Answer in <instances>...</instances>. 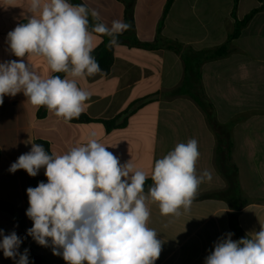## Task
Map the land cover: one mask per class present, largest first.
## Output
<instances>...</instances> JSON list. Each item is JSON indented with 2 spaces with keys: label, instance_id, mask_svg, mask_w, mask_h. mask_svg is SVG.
Returning a JSON list of instances; mask_svg holds the SVG:
<instances>
[{
  "label": "crops",
  "instance_id": "crops-1",
  "mask_svg": "<svg viewBox=\"0 0 264 264\" xmlns=\"http://www.w3.org/2000/svg\"><path fill=\"white\" fill-rule=\"evenodd\" d=\"M69 2L96 10L99 22L109 26L113 19L125 21L128 5L136 37L141 42H152L167 0ZM28 3L29 0H16L17 7H0V63L23 59L40 75L52 76L56 73L51 72L42 57L18 58L11 54L6 42L9 31L27 22L24 14ZM261 5L258 0H240L237 17L243 19ZM232 9L233 0H174L162 35L195 50L219 46L233 29ZM94 36L95 50L102 38ZM234 48L228 57L204 64L201 79L220 124L242 117L231 132L240 193L229 187L215 165L217 138L205 112L188 96H169L184 77L183 62L173 51L119 44L108 74L77 78L78 86L90 93L81 115L91 122H65L48 110L41 118L40 107L33 106L22 92L4 97L0 106V229L4 234L15 231L22 239L19 251L28 249L29 264L35 260L39 264H66L61 256L52 254L51 247L40 246L27 235L33 222L26 215V190L47 182L45 170L30 177L23 169L12 173L9 168L21 154L30 151L31 143H26L29 140L47 142L51 153L62 155L95 134L121 164L131 160L153 184L155 161L176 144L195 138L200 152L197 173L206 169L213 179L200 185L190 211L183 213L181 209L179 217L162 216L158 204L148 202V227L155 229L157 238L163 241L155 264H204L215 242L226 233H233L232 239L239 240L260 230V224H264V10L235 40ZM135 103L139 105L134 106L125 126L108 131L104 122L115 119ZM0 264L15 261L5 258L0 250Z\"/></svg>",
  "mask_w": 264,
  "mask_h": 264
},
{
  "label": "clouds",
  "instance_id": "clouds-1",
  "mask_svg": "<svg viewBox=\"0 0 264 264\" xmlns=\"http://www.w3.org/2000/svg\"><path fill=\"white\" fill-rule=\"evenodd\" d=\"M0 7H17L16 0H2ZM89 17L97 21L90 25ZM26 23L7 33L6 42L14 56L42 57L53 73L65 77H44L23 59L0 63V106L4 97L23 93L36 107L65 122L85 111L90 93L78 86L77 78L102 73L92 55L94 34L109 37L106 47L119 46L118 37L132 25L113 19L111 25L98 22L99 12L86 4L69 0H29ZM30 151L10 165L15 173L23 169L36 177L43 168L47 182L27 188V230L37 244L51 247L66 264H155L163 241L148 227V202L157 203L162 216L188 213L201 184L211 182L212 173H197L198 141L189 139L154 163L153 184L145 194L147 175L131 160L124 164L92 134L85 144L62 155L49 154L32 141ZM226 233L214 244L204 264H264V224L260 230L239 240ZM0 250L15 264H29L28 249L19 251L22 239L15 231L0 229Z\"/></svg>",
  "mask_w": 264,
  "mask_h": 264
},
{
  "label": "trees",
  "instance_id": "trees-1",
  "mask_svg": "<svg viewBox=\"0 0 264 264\" xmlns=\"http://www.w3.org/2000/svg\"><path fill=\"white\" fill-rule=\"evenodd\" d=\"M240 0H233L232 18L234 19V26L231 32H229L227 40L216 47L205 48L202 50H195L191 46L185 45L179 41L167 39L162 35L166 17L171 9L174 0H167L163 15L159 21L157 34L152 42H141L132 30L124 32L118 37L119 44H124L129 47L140 48L144 50L154 51L160 49H166L175 52L180 56L184 65V77L179 86L170 91L169 96H188L190 97L200 108L205 112L209 126L214 131L217 138V148L215 151V165L220 174L225 178L227 184L233 191L240 193V182L238 177V169L232 159V151L234 148V141L231 138L232 128L236 122H239L242 117L232 120L228 124H220L217 121L215 109L211 101L207 98L204 92L201 79V68L204 64L215 60L223 59L231 55L234 51V42L237 40L243 30L249 25L254 16L260 11L264 10V0H258L262 5L249 14L243 19L237 17V9ZM90 25L97 21L92 20L89 17ZM99 22V21H98ZM125 22L133 25V17L130 6L127 5ZM100 36L99 34H96ZM102 43L93 51L92 55L95 56L100 64L102 72L108 74L114 64V48L109 49L106 47L109 41V37L100 36ZM64 78V73H56ZM140 103V102H139ZM139 103L133 104L123 114L117 116L115 119L105 121L104 124L108 131L116 128H122L125 126L127 118L134 111V106ZM47 114L46 107L41 106L38 111L39 117H44ZM122 119V122L118 121ZM72 121L77 122H91L92 119L85 115H80L78 119ZM38 144H42L49 154H52L49 148V144L44 141H39ZM152 185L150 180H146L144 190L148 192L149 187ZM34 264H39L38 260H35Z\"/></svg>",
  "mask_w": 264,
  "mask_h": 264
}]
</instances>
